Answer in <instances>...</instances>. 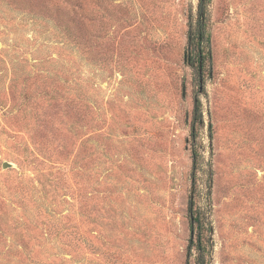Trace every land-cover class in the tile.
Segmentation results:
<instances>
[{"label": "rangeland", "instance_id": "obj_1", "mask_svg": "<svg viewBox=\"0 0 264 264\" xmlns=\"http://www.w3.org/2000/svg\"><path fill=\"white\" fill-rule=\"evenodd\" d=\"M198 6L0 0V264H187L191 199L209 264H264V0H211L201 80Z\"/></svg>", "mask_w": 264, "mask_h": 264}, {"label": "trees", "instance_id": "obj_2", "mask_svg": "<svg viewBox=\"0 0 264 264\" xmlns=\"http://www.w3.org/2000/svg\"><path fill=\"white\" fill-rule=\"evenodd\" d=\"M65 3H70V0H64ZM211 0H199L198 15L196 21L191 19L190 26L187 32V46L185 50V63L190 66L194 74L201 80L212 73V34H211V18L209 5ZM194 121L191 126V136L193 139L192 155L194 164V173L198 170L201 148L195 147L194 142L199 135L200 129L205 127L203 118L202 103L200 99L195 101ZM209 137L212 138L210 131ZM190 215V245L188 247V261L191 264L193 257L192 250L197 251L195 256V264H209L207 255L209 253L211 227L208 221L207 213L196 205V201L191 199L188 205ZM195 231L197 237L194 240Z\"/></svg>", "mask_w": 264, "mask_h": 264}, {"label": "water", "instance_id": "obj_3", "mask_svg": "<svg viewBox=\"0 0 264 264\" xmlns=\"http://www.w3.org/2000/svg\"><path fill=\"white\" fill-rule=\"evenodd\" d=\"M12 167H14V164H10V163H7V162H5V163L3 164V168H4V169L12 168Z\"/></svg>", "mask_w": 264, "mask_h": 264}]
</instances>
